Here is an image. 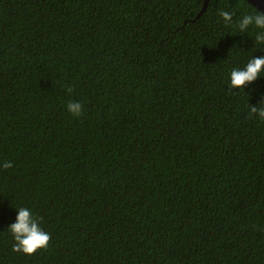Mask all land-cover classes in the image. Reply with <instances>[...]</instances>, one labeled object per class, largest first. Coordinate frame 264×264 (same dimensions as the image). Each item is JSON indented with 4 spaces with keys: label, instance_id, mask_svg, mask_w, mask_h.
Instances as JSON below:
<instances>
[{
    "label": "trees",
    "instance_id": "trees-1",
    "mask_svg": "<svg viewBox=\"0 0 264 264\" xmlns=\"http://www.w3.org/2000/svg\"><path fill=\"white\" fill-rule=\"evenodd\" d=\"M204 3L0 0V264H264V73L230 87L264 30Z\"/></svg>",
    "mask_w": 264,
    "mask_h": 264
},
{
    "label": "clouds",
    "instance_id": "clouds-1",
    "mask_svg": "<svg viewBox=\"0 0 264 264\" xmlns=\"http://www.w3.org/2000/svg\"><path fill=\"white\" fill-rule=\"evenodd\" d=\"M218 14L223 18L225 24L233 23V13L221 10ZM236 24L241 34L246 33L250 26L264 30V12L257 9L255 14L243 15L236 21ZM261 32L264 33V31ZM255 40L257 45H264V34L256 35ZM260 49L264 51V48ZM261 73H264V55L259 58L253 56L242 69H233L231 71L230 87L245 88V86L260 78ZM67 92L71 94L73 88L68 87ZM260 105H264V94L261 95ZM67 108L76 117L82 115V105L79 102L70 101L67 104ZM257 112L260 119L264 121V107L257 108L249 105V113L255 114ZM249 118H252V116L250 115ZM12 166V163L8 161H5L2 165L4 169ZM17 211L16 222L10 224L7 229L15 241L12 251L33 255L40 249H46L50 243L51 235L40 227L42 217L33 216L32 212L26 207H19Z\"/></svg>",
    "mask_w": 264,
    "mask_h": 264
},
{
    "label": "water",
    "instance_id": "water-1",
    "mask_svg": "<svg viewBox=\"0 0 264 264\" xmlns=\"http://www.w3.org/2000/svg\"><path fill=\"white\" fill-rule=\"evenodd\" d=\"M245 1L251 4L252 6H254L256 9H259L261 12H264V0H245ZM209 2L210 0H205L204 7L200 15H202L205 12V10L209 5Z\"/></svg>",
    "mask_w": 264,
    "mask_h": 264
}]
</instances>
